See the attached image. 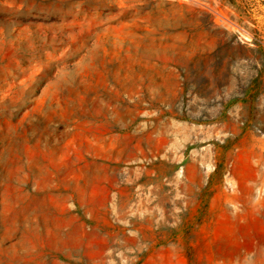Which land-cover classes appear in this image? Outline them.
Wrapping results in <instances>:
<instances>
[{
	"label": "rangeland",
	"instance_id": "rangeland-1",
	"mask_svg": "<svg viewBox=\"0 0 264 264\" xmlns=\"http://www.w3.org/2000/svg\"><path fill=\"white\" fill-rule=\"evenodd\" d=\"M263 161L264 0H0V264H264Z\"/></svg>",
	"mask_w": 264,
	"mask_h": 264
},
{
	"label": "crops",
	"instance_id": "crops-1",
	"mask_svg": "<svg viewBox=\"0 0 264 264\" xmlns=\"http://www.w3.org/2000/svg\"><path fill=\"white\" fill-rule=\"evenodd\" d=\"M261 165L264 166V161ZM260 173H262V177H264V167L260 170ZM247 213H250V212L248 211ZM247 224L249 225V221L247 222Z\"/></svg>",
	"mask_w": 264,
	"mask_h": 264
}]
</instances>
